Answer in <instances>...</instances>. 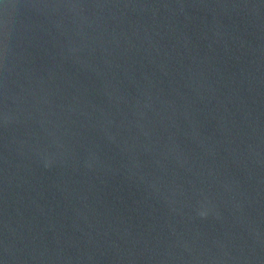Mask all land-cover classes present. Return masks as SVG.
Listing matches in <instances>:
<instances>
[{"label": "water", "instance_id": "water-1", "mask_svg": "<svg viewBox=\"0 0 264 264\" xmlns=\"http://www.w3.org/2000/svg\"><path fill=\"white\" fill-rule=\"evenodd\" d=\"M0 264H264V0H0Z\"/></svg>", "mask_w": 264, "mask_h": 264}]
</instances>
